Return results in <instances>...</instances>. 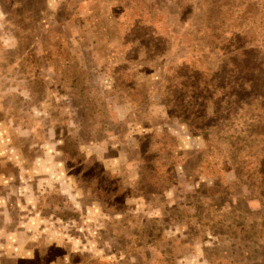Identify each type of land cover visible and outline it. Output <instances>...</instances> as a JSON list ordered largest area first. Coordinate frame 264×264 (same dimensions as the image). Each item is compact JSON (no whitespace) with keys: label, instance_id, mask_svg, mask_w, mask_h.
Instances as JSON below:
<instances>
[{"label":"rangeland","instance_id":"obj_1","mask_svg":"<svg viewBox=\"0 0 264 264\" xmlns=\"http://www.w3.org/2000/svg\"><path fill=\"white\" fill-rule=\"evenodd\" d=\"M0 264H264V0H0Z\"/></svg>","mask_w":264,"mask_h":264}]
</instances>
